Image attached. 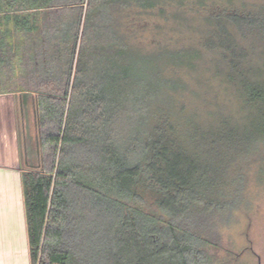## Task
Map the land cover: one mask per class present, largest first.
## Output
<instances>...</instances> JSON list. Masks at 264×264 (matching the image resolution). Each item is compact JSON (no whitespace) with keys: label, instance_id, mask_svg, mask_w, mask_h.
Returning <instances> with one entry per match:
<instances>
[{"label":"trees","instance_id":"obj_1","mask_svg":"<svg viewBox=\"0 0 264 264\" xmlns=\"http://www.w3.org/2000/svg\"><path fill=\"white\" fill-rule=\"evenodd\" d=\"M187 2L0 0V95L30 99L36 127L21 169L31 264H211L216 244L183 228L209 216L214 186L209 157L190 153L199 143L182 134L209 129V111L196 122L185 100L195 93L179 77L203 53L131 41L139 17L180 20L194 9ZM230 10L213 2L189 15L209 25V52L221 51L214 77L260 108L264 81L221 68Z\"/></svg>","mask_w":264,"mask_h":264},{"label":"rangeland","instance_id":"obj_2","mask_svg":"<svg viewBox=\"0 0 264 264\" xmlns=\"http://www.w3.org/2000/svg\"><path fill=\"white\" fill-rule=\"evenodd\" d=\"M197 1L188 0L194 9L185 10L188 16L180 20L171 16L139 17L131 41L144 51L153 50V45L158 44L169 50L192 49L203 53L196 71L182 68L179 77L195 93H185V100L200 114L196 122L204 125L206 119L202 115L209 111V129L201 130L203 134L197 131L182 134L185 140L193 137L199 143L195 147L188 142L190 153L198 150L203 159L209 157V180L214 186L209 195V216L199 219L200 225L183 228L200 231L216 244L209 248L211 264H264V133L258 130L264 106L251 109L244 106L234 85L214 77L216 61L223 59L221 51L209 52V25L199 15H189L206 13L213 2L224 3L231 9L227 15L229 49L225 65L221 66L223 73L249 70L251 80L264 81V0H203L201 6L196 5ZM231 62L236 63V68ZM17 106L21 153L25 159L27 153L32 157L35 151L32 111L26 104ZM190 115L188 110L185 117ZM204 136H209V148L200 146V138ZM165 244L157 240L158 246ZM188 258L193 259L190 254ZM157 261L173 264L167 259Z\"/></svg>","mask_w":264,"mask_h":264},{"label":"crops","instance_id":"obj_3","mask_svg":"<svg viewBox=\"0 0 264 264\" xmlns=\"http://www.w3.org/2000/svg\"><path fill=\"white\" fill-rule=\"evenodd\" d=\"M30 99L19 95H0V264H31L21 174V153L17 105ZM28 105V106H27ZM36 140V127L32 111Z\"/></svg>","mask_w":264,"mask_h":264}]
</instances>
